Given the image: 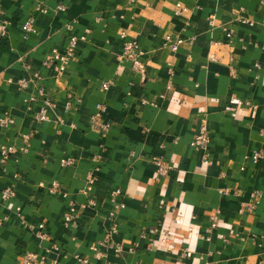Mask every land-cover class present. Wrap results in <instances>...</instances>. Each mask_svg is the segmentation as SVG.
Wrapping results in <instances>:
<instances>
[{
  "label": "crops",
  "instance_id": "crops-1",
  "mask_svg": "<svg viewBox=\"0 0 264 264\" xmlns=\"http://www.w3.org/2000/svg\"><path fill=\"white\" fill-rule=\"evenodd\" d=\"M259 1L0 0V21L8 22L0 38V116L14 118L0 128V145L16 149L0 163V193L15 191L11 201L0 198V264H20L27 251L41 255L42 264H78L74 255L92 264H264V159L249 160L254 151L264 153ZM177 3L185 8L181 15L174 13ZM29 18L33 32L24 37L21 25ZM69 23L86 39L64 71L53 74L42 61L66 50ZM223 27L232 29L231 39ZM166 36L179 41L176 51ZM124 40L139 46L140 71L120 57ZM24 78L28 87L19 91ZM103 82H110L107 89ZM231 96L254 109L229 111ZM43 100L50 106L38 122ZM100 103L110 123L105 135L90 127ZM202 125L210 136L209 165L189 145ZM154 157L171 164L166 177H157ZM66 159L72 164L61 166ZM87 176L94 179L90 190ZM116 189L124 208L112 221L108 197ZM254 191L261 198L240 213ZM70 200L83 207L67 227L62 216ZM214 210L220 222L202 240ZM113 222L121 251L100 247L101 259H93L91 246ZM40 223L48 240L34 234Z\"/></svg>",
  "mask_w": 264,
  "mask_h": 264
},
{
  "label": "built area",
  "instance_id": "built-area-1",
  "mask_svg": "<svg viewBox=\"0 0 264 264\" xmlns=\"http://www.w3.org/2000/svg\"><path fill=\"white\" fill-rule=\"evenodd\" d=\"M133 1V0H128ZM260 6L262 10L264 11V0L259 1ZM58 10H63L64 7L61 5H58L55 8ZM185 11V8L180 4L177 3L175 5V11L174 13L176 15H181ZM39 13H46L47 9L45 7H39L38 8ZM210 24L213 23V20H209ZM247 23L248 25H254L253 21H243ZM33 23L34 18L27 19L22 25L21 30L23 33V36L25 37L27 34L33 32ZM262 25H264V21L261 22ZM7 27L8 22L6 20L0 21V38L4 37L7 33ZM65 29L69 32L67 37V46L66 50L63 53H59L55 50L50 51L42 61V66L51 72L53 74H60L64 71L65 67L68 65V63L73 60L76 56L77 46L78 43L81 41H84L85 34L78 36L72 33V24H67L65 26ZM222 32L224 34L225 39H231L233 31L230 28H222ZM87 33V32H85ZM125 35L124 33H121V38L124 39ZM165 43L168 44L172 51H176L178 49L179 41L173 40L172 37L166 36L165 37ZM121 58L126 59L131 62L132 68L134 70L140 71L141 70V64L139 61L140 57V50L139 46L136 42L124 40L122 45V51H121ZM210 59H214V56L209 55ZM234 70H231V73H233ZM35 78H38V74H34ZM29 81L27 79H20L18 80V90L23 91L28 87ZM110 85V82H103L101 84L102 89H107ZM71 105L70 102H66V108H69ZM50 106L49 102L47 100H43L41 102L40 110L35 114V119L38 122H44L46 117L47 108ZM246 106L248 109H254V106H252L248 102H243L241 100L236 99L234 96H231L229 98V111H235L237 107ZM106 106L102 103L96 104L95 106V113L93 114L90 122V127L93 130H96L103 135H105L109 129H110V123L104 120V114H105ZM14 125V118L10 115H1L0 116V128L1 129H7ZM209 143H210V136L209 132L207 130L206 126H200L197 132L192 137L189 145L192 149L196 151H200L203 153V164L209 165L211 163L210 161V153H209ZM16 149L12 145L7 144H1L0 145V163H4L6 159L14 154ZM264 159V153L262 151H254L251 156L249 157V160L251 163L256 164L259 160ZM72 159H66L62 160L60 162L61 166H69L72 164ZM152 163L155 166L156 175L158 178L166 177L168 173L172 170V166L170 163L164 161L162 158H151ZM93 178L90 176H87V190L91 189V185L93 184ZM57 183L53 182L50 188V192L54 193L57 188ZM229 190H223L220 191L221 193H228ZM120 194V191L118 189L113 190L109 194V202L112 205V209L109 212V219L114 220V218L117 216L118 212L124 208V205L122 203H119L116 201L117 196ZM15 197V191L13 187H7L0 193V198L2 201H11ZM251 201L246 206H243L239 212H251L254 208V203L261 198V193L259 191H254L250 194ZM163 202L160 201L159 204L161 205ZM83 206H77L73 201H68L66 205L65 212L62 216V222L64 226H71L76 223L80 210ZM176 223H179V219H175ZM219 211L214 210L212 214L208 217V227L204 231L205 233L200 236L202 240H209V234L212 230L216 229L219 224ZM34 234L36 238L39 240H48V234L45 230L44 223L37 224V226L33 227ZM116 234V225L113 222L112 226L105 232L104 239L98 243V245H92L90 250L94 253L95 260L101 259V254L98 250V248H106V249H112L115 253H119L121 251V246L116 243L113 238ZM162 242H167L166 239H163ZM184 255L186 257H189L191 255L190 252L185 251ZM74 260L78 264H92V262L86 258L82 257L80 255H74ZM43 257L35 252L27 251L21 255L20 258V264H42Z\"/></svg>",
  "mask_w": 264,
  "mask_h": 264
}]
</instances>
